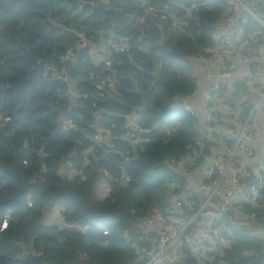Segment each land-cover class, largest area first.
Wrapping results in <instances>:
<instances>
[{"label":"trees","instance_id":"obj_1","mask_svg":"<svg viewBox=\"0 0 264 264\" xmlns=\"http://www.w3.org/2000/svg\"><path fill=\"white\" fill-rule=\"evenodd\" d=\"M226 13L225 0H0V264H134L138 248L153 250L158 240L144 220L195 215L200 198L176 170L186 158L185 172L204 162L193 154L199 118L185 100L197 89L194 61L211 56ZM241 27L264 33L252 18ZM80 37L88 46L79 47ZM33 61L44 74L29 76ZM99 133L108 144L94 142ZM256 182L248 168L240 186ZM103 183L109 192L98 199ZM257 195L217 220L229 248L197 257L188 229L176 264H234L232 255L262 264L264 250L247 232L264 231V190ZM53 206L61 224L51 226Z\"/></svg>","mask_w":264,"mask_h":264},{"label":"crops","instance_id":"obj_2","mask_svg":"<svg viewBox=\"0 0 264 264\" xmlns=\"http://www.w3.org/2000/svg\"><path fill=\"white\" fill-rule=\"evenodd\" d=\"M226 11L227 13L224 20L216 25V31L226 39V42L219 46V49H226L225 55L210 62L202 60L194 61L193 72L197 83V89L194 95L189 97V102H185V107L191 108L195 111L199 118V126L194 130L198 147L193 149V154L199 156L204 162L191 171L185 172L183 171V165L186 166L185 164L188 160L184 159L180 165L176 167V170L182 175V178L185 179L188 194L196 195L197 197H199L200 194L204 196L200 187L202 182L206 180V171L212 167L217 159V150L227 146L230 142L231 145L232 143H235L238 137L236 133L239 134L240 129L246 126V124H248L247 126H249L255 133V138H251V141L249 142V147L253 152V156L250 159L237 155L234 158L233 166L245 169L249 168L256 171V167L264 159V101H262L261 94L255 89V85L252 84L253 82L251 81V83H248V81L252 79L251 66L240 61L241 56L260 58L264 55V33L254 31L250 33L251 35L249 36H251V39H248L249 41H245L242 44H239L237 41L239 36V30L237 28L239 25H242L243 22L245 23L248 18L257 21L261 28L264 29V0H239L238 7ZM249 12L253 14V16H251ZM244 14L247 16H244ZM213 39L216 41V38ZM215 46L217 45L215 44ZM260 63L262 64L264 61L260 59ZM261 79L262 82L254 80L255 84L264 86V75ZM211 80H213V82L210 84L209 82ZM211 86L219 87L222 91L213 100L211 112H206L204 106V101L206 99L205 90ZM203 87L205 88L204 91ZM202 92L203 95L201 96ZM229 98L232 99L231 103H228ZM149 101L150 99L147 97V102ZM206 113H210L209 116L213 118V126L218 130L216 133H210V130L204 126V124H206L205 119L207 115L204 116ZM139 115L140 112H134L131 120L135 121L140 118ZM128 119H130V117ZM164 132H167V130H164ZM222 150L227 151L229 149L225 148ZM166 183L170 184V182L167 181ZM228 184L229 173L224 177L222 189H225ZM102 186L103 184L98 188L96 195L97 198L99 192L103 190ZM242 189L243 191L247 190L243 187ZM221 193L222 192H220V195ZM241 196L242 195H239V197ZM216 200L220 201L221 197L219 196ZM200 201L202 204L204 200L200 199ZM218 203L219 202H217V207ZM257 208L263 207L257 206ZM241 218V224H247L246 218ZM212 219L213 216L195 213L192 221L193 225L189 228L193 231V233L189 234L188 241L190 246H193L198 240L201 242L205 239L204 226H206ZM261 219L264 223V216ZM47 220L51 226L52 224H61L58 206L51 207V211L47 214ZM143 224L144 227H146V220H144ZM154 230L155 226H151L148 228L147 232ZM247 232L248 236L250 235L252 242H257L264 250V231L259 229H249ZM151 243L152 238L150 236L148 239V245H151ZM253 244L256 245V243ZM230 245L231 242H228V244L221 248H229ZM248 245L250 246V244ZM207 247L209 248V244ZM221 248H212V251L218 252ZM255 248L256 247L254 246V249L251 250L255 251ZM249 254L245 252L242 257L247 258L249 257ZM232 261L234 264H245L242 263L239 258L234 257V255H232L231 263ZM261 263L264 264V254Z\"/></svg>","mask_w":264,"mask_h":264},{"label":"built area","instance_id":"obj_3","mask_svg":"<svg viewBox=\"0 0 264 264\" xmlns=\"http://www.w3.org/2000/svg\"><path fill=\"white\" fill-rule=\"evenodd\" d=\"M148 2V0H144ZM226 1V10L234 9V7H238L239 0H225ZM191 13V11H190ZM250 13V12H249ZM159 14V13H156ZM251 16L253 14L250 13ZM171 16V15H170ZM171 18L175 19L173 16ZM254 20V19H253ZM239 30V36L237 41L239 44L244 43L245 41H249L251 39V35L244 33L241 25L237 28ZM213 38H216L214 49L210 51L211 56L207 59H199L205 62L214 61L222 56L225 55L226 49H219L221 44L226 42L225 37L221 36L218 32H214L212 34ZM80 45L79 47L84 48L87 45V42L80 37ZM109 46L113 47L110 40H107ZM125 48L122 47L120 51H123ZM218 49V50H217ZM92 52H95V58L104 61L106 66L110 67L109 62L103 58L102 56L98 55L99 47L95 46L92 49ZM109 53V51H107ZM104 53H106L104 51ZM106 53V54H108ZM72 56V52L66 53V55L62 58L64 62H67L70 57ZM260 59L264 61V55L260 58H252L248 56H241V62L248 64L251 66L252 70V79L248 81V83L253 82L252 84L255 85V89L261 94L262 101H264V86L255 84L256 79L261 78L264 75V63H260ZM44 74V73H43ZM255 80V81H254ZM107 88L110 90H114L116 88V78L109 77L106 81H104ZM220 90L219 87H212L209 89V93L206 95V99L204 102L206 112H211V106L213 100L218 96V91ZM216 93H211V92ZM110 95L109 97H111ZM191 108H188V113L190 115L194 114ZM196 113V112H195ZM210 113H206L204 116L207 115L205 121L208 124L213 126V118L209 116ZM202 116V117H204ZM71 125V122L67 124V126ZM242 127L240 129L239 134L236 133L237 140L235 141L234 145H231V150H217V159L215 163L206 171V179H208L213 172L214 169H218L219 171V179L214 180L212 183L207 185H201L200 190L204 194V201L201 204L200 208L195 212L196 214L202 213L204 215L213 216V219L204 226V235L205 239L203 241H196L193 246V252L198 257V255H204V252L211 251L212 248L217 249L221 248L222 246L228 244V239L226 236H221L218 233V223L217 220L222 216L225 210L232 208V206L236 205L238 202H246V198L250 197L247 202H254V199L258 196V192L260 190H264V159L259 163L256 167L255 175L257 178V182L255 185L251 186L247 190L243 191L242 186H240V180L242 176L246 173L247 169L242 167H234V158L237 155H241L246 158H250L253 156V152L249 147V142L251 138H255V133L249 134V131L252 130L249 126ZM136 130V129H135ZM109 139L104 136L103 134L99 133L94 136V142L98 145L108 144ZM226 157V161L222 164V158ZM187 159V158H186ZM188 160V159H187ZM229 173V184L225 189H222V184L224 177ZM102 189L98 194V199H102L106 197V194L109 192V188L106 183H103ZM220 192L221 195H220ZM239 195H242L239 197ZM223 198V205L221 207H217L214 205L215 200L218 197ZM223 196V197H222ZM189 207V204L186 203ZM180 206V204H177ZM216 207V208H215ZM61 211V210H60ZM59 217L61 218L60 212ZM194 216L190 219H180L175 215H160L155 214L153 217L146 219V227L145 230L148 231V228L151 226H155L156 235L158 237L157 243L153 250H141L138 248V259L144 257V260L141 264H176L179 262L180 259L183 258V255L180 254V244H178L181 236L192 227V221ZM4 228V224L0 226V231ZM108 232L106 230L102 231V235H107ZM226 243V244H225ZM209 244V248L207 245ZM222 244V245H220ZM224 244V245H223Z\"/></svg>","mask_w":264,"mask_h":264},{"label":"water","instance_id":"obj_4","mask_svg":"<svg viewBox=\"0 0 264 264\" xmlns=\"http://www.w3.org/2000/svg\"><path fill=\"white\" fill-rule=\"evenodd\" d=\"M159 29H160V28H159ZM36 71H38V72H40V73H42V74L44 73V69H43L42 64L33 61V69L29 72V76H31L32 73H34V72H36ZM256 81H258V82H262V79H261V78H258V79H256ZM204 89H205V88L203 87V91H204ZM202 95H203V92L201 93V96H202ZM185 102H189V99L185 100ZM238 156H240V155H238ZM222 197H223V196H222ZM199 198H200L201 200H204V196H203L202 194L199 195ZM143 260H144V257L142 256V258L138 259L134 264H141V263L143 262Z\"/></svg>","mask_w":264,"mask_h":264},{"label":"rangeland","instance_id":"obj_5","mask_svg":"<svg viewBox=\"0 0 264 264\" xmlns=\"http://www.w3.org/2000/svg\"><path fill=\"white\" fill-rule=\"evenodd\" d=\"M244 16H247V15L244 14ZM261 25H262V24H261ZM242 46H243V45H242ZM212 82H213V80H211L209 83L211 84ZM212 87H215V86H211L210 88H212ZM210 88H208V89L205 90V94H206V95H207V93H209V89H210ZM221 91H222V90L220 89V90L218 91V94L221 93ZM211 93H216V92H213V91H212ZM204 102H205V101H204ZM231 102H232V99L229 98L228 103H231ZM232 145H234V143H232ZM6 217H7V216H6ZM6 217H5V218H6Z\"/></svg>","mask_w":264,"mask_h":264},{"label":"clouds","instance_id":"obj_6","mask_svg":"<svg viewBox=\"0 0 264 264\" xmlns=\"http://www.w3.org/2000/svg\"><path fill=\"white\" fill-rule=\"evenodd\" d=\"M185 110L188 112V108L187 107H185ZM58 210H59V208H58ZM61 210V209H60ZM60 210H59V212H60Z\"/></svg>","mask_w":264,"mask_h":264}]
</instances>
